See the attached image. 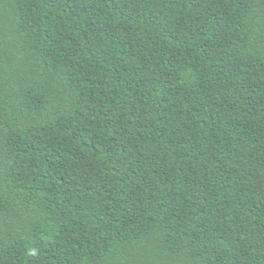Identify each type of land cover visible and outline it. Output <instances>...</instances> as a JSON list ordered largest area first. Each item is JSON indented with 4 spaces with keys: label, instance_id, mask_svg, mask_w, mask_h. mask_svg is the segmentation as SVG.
Listing matches in <instances>:
<instances>
[{
    "label": "trees",
    "instance_id": "trees-1",
    "mask_svg": "<svg viewBox=\"0 0 264 264\" xmlns=\"http://www.w3.org/2000/svg\"><path fill=\"white\" fill-rule=\"evenodd\" d=\"M0 264H264V0H0Z\"/></svg>",
    "mask_w": 264,
    "mask_h": 264
}]
</instances>
